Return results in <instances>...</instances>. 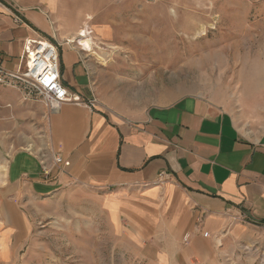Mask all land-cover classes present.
<instances>
[{"label":"crops","instance_id":"obj_1","mask_svg":"<svg viewBox=\"0 0 264 264\" xmlns=\"http://www.w3.org/2000/svg\"><path fill=\"white\" fill-rule=\"evenodd\" d=\"M80 2L0 0V64L16 71L26 42L47 39L59 46L63 84L87 104L95 97L91 68L69 45L88 15ZM56 157L70 166H57ZM1 171L3 263L27 237V200L79 186L101 199L113 226L117 219L139 242L167 239L179 248L183 237L186 256L212 249L209 239L228 215L264 225V132L244 135L228 112L199 96L119 117L88 104L53 112L20 90L0 88Z\"/></svg>","mask_w":264,"mask_h":264},{"label":"rangeland","instance_id":"obj_2","mask_svg":"<svg viewBox=\"0 0 264 264\" xmlns=\"http://www.w3.org/2000/svg\"><path fill=\"white\" fill-rule=\"evenodd\" d=\"M85 7L75 37L92 30V51L79 40L69 45L84 54L101 109L136 117L199 96L228 112L244 135L264 132V0H81ZM101 203L81 186L29 198L27 237L0 264H264V225L244 216L228 215L199 258L183 254V237L179 248L167 239L137 241L125 220L126 229L111 224ZM197 229L205 232L202 222Z\"/></svg>","mask_w":264,"mask_h":264},{"label":"built area","instance_id":"obj_3","mask_svg":"<svg viewBox=\"0 0 264 264\" xmlns=\"http://www.w3.org/2000/svg\"><path fill=\"white\" fill-rule=\"evenodd\" d=\"M14 17L18 23L23 24L20 16ZM88 33V36L93 35L92 30ZM0 88L20 90L27 99L38 100L53 112L60 110L64 104H88L89 108L97 104L96 99L85 104L69 92L62 81L59 46L44 38L26 42L21 66L16 71L8 70L0 64ZM54 162L57 166H70V162L60 157H56ZM188 240L189 236H186L184 242Z\"/></svg>","mask_w":264,"mask_h":264},{"label":"bare ground","instance_id":"obj_4","mask_svg":"<svg viewBox=\"0 0 264 264\" xmlns=\"http://www.w3.org/2000/svg\"><path fill=\"white\" fill-rule=\"evenodd\" d=\"M88 32L87 30H83L79 32V38H73L70 43L71 44H76L77 41L76 40H79V42L77 43L78 45L82 46V50L84 52H89V51H92V48H93V41H92V38L90 36H88ZM260 58L264 57V51H262L260 54H259ZM264 59V58H262ZM218 238V237H217ZM218 243L221 244V238L218 239Z\"/></svg>","mask_w":264,"mask_h":264}]
</instances>
